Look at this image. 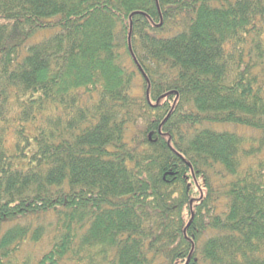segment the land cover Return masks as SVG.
<instances>
[{
  "label": "trees",
  "instance_id": "obj_1",
  "mask_svg": "<svg viewBox=\"0 0 264 264\" xmlns=\"http://www.w3.org/2000/svg\"><path fill=\"white\" fill-rule=\"evenodd\" d=\"M0 264H264V0H0Z\"/></svg>",
  "mask_w": 264,
  "mask_h": 264
},
{
  "label": "rangeland",
  "instance_id": "obj_2",
  "mask_svg": "<svg viewBox=\"0 0 264 264\" xmlns=\"http://www.w3.org/2000/svg\"><path fill=\"white\" fill-rule=\"evenodd\" d=\"M47 36V32H39L38 34H36L33 38H31L29 40L28 43H34V42H37L40 40V36ZM42 37V38H43ZM136 86H135V92H134V89H133V92L131 91L132 94H141L142 92V86H141V80L138 78L136 79ZM214 128H217V129H229V130H233V131H237L239 133H251V130L247 127H243V126H235V125H232V124H222V125H216L214 126ZM49 245H48V242L47 240H43L41 242H38V243H29L25 246V250H29L30 252H32V254L38 256L40 255L43 251L46 250V248H48Z\"/></svg>",
  "mask_w": 264,
  "mask_h": 264
}]
</instances>
